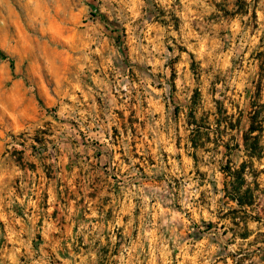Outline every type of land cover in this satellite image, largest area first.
<instances>
[{"label":"rangeland","instance_id":"374dc122","mask_svg":"<svg viewBox=\"0 0 264 264\" xmlns=\"http://www.w3.org/2000/svg\"><path fill=\"white\" fill-rule=\"evenodd\" d=\"M259 53L264 0H0V264H264Z\"/></svg>","mask_w":264,"mask_h":264},{"label":"trees","instance_id":"16d2710c","mask_svg":"<svg viewBox=\"0 0 264 264\" xmlns=\"http://www.w3.org/2000/svg\"><path fill=\"white\" fill-rule=\"evenodd\" d=\"M259 60L261 61V67L263 68L264 53H259ZM261 108H264V105H261ZM261 114L262 113L256 109H252V111L249 113V127L244 133L243 139L245 142V149L248 151L250 156L260 157L264 154L262 147L258 145V136H253L255 132L260 134L263 132L262 123L264 117H261ZM252 140L254 143L249 144L248 142ZM227 174L231 176V180L226 182L224 185L226 196L239 206L251 205L252 194L250 189H243L245 185L244 169L241 167L239 170L231 171V169L227 167Z\"/></svg>","mask_w":264,"mask_h":264}]
</instances>
